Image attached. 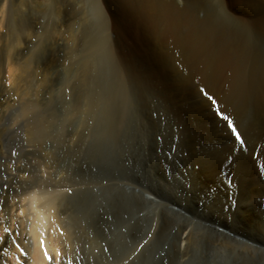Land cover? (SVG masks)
I'll return each mask as SVG.
<instances>
[{"label":"bare ground","instance_id":"obj_1","mask_svg":"<svg viewBox=\"0 0 264 264\" xmlns=\"http://www.w3.org/2000/svg\"><path fill=\"white\" fill-rule=\"evenodd\" d=\"M117 2L114 32L130 29L136 17L146 36L162 45L161 60L192 67L204 84L228 72L229 88L169 93L163 113L112 52L107 22L97 0H91L95 18L84 33L74 74L79 89L70 102L38 100L33 90L30 97L29 91L19 93L17 112L38 147L42 181L17 200L8 192L0 197V264H51L52 256L61 264H153L164 245H171L166 264H223L226 254L235 253L236 264H264V154L252 146L258 123L251 119L243 128L249 108L239 103L251 100L261 107L264 128V64L241 92L239 66L229 58L238 49H229L230 42L216 46L209 31L199 30L207 26L194 10L181 17L172 5L157 7L155 0H141L137 8H125L129 0ZM233 2L255 10L252 0ZM258 24L264 28V20ZM13 27L11 18L6 28ZM148 59L156 64L155 57ZM2 61L0 81L9 89L11 58ZM3 68L9 69L7 76ZM25 72L31 76L30 65ZM196 97L201 102L189 101ZM172 142L177 154H164ZM244 145L252 154H237ZM72 186L78 188L70 194ZM101 198L108 203L100 204ZM78 207L83 212L77 213ZM119 227L125 229L120 237ZM117 241L123 249L112 257Z\"/></svg>","mask_w":264,"mask_h":264},{"label":"rangeland","instance_id":"obj_2","mask_svg":"<svg viewBox=\"0 0 264 264\" xmlns=\"http://www.w3.org/2000/svg\"><path fill=\"white\" fill-rule=\"evenodd\" d=\"M129 1L130 6L125 5V8H137L141 2V0ZM252 1L255 5L253 6L254 11L245 8L243 3L237 4L233 0H155L157 7L172 5L179 11L181 17L188 11L194 10L197 21L207 26V28L200 26L199 30L209 31L212 42L216 46L230 42L229 49L233 47L238 49L235 56L230 54L229 58L239 66L238 72L241 77L239 85L243 89L241 92L248 89L264 64V28L258 24L260 20H264V0ZM97 4L101 13L100 18L107 22L105 35L110 46L113 47L112 52L121 59V63L123 62L122 64L139 86L153 96L152 103L163 113H168L170 98L166 95L169 93L195 95L201 93V90L208 85L218 89L223 88L226 91L229 88L228 75L230 73L228 72L204 84L197 78L192 67L179 68L168 57L161 60L160 56L164 53L162 45L146 36L145 28L140 25V19L136 17L131 18L130 29L120 33L114 32L112 19L114 15L119 16L120 14L117 9V0H97ZM11 18L14 20V27L12 31H9L7 28H9ZM94 18L91 0H4L3 3L0 0V57L4 55L2 60L7 59V61L11 58L9 62L10 64L12 62L13 78L10 82V90L3 87V82L0 81V197H5L8 192L9 196L13 195L17 200V194L21 195L23 190L36 186L42 181L38 147L28 135L29 124L17 112L19 93L29 91L28 97H30L33 90L35 92L33 97L38 100L53 98L57 104L65 102L68 104L71 93L79 89L78 76H75L80 69V64L77 62H80L82 57L84 33L92 27ZM1 46L4 47L1 48ZM5 56L8 58H4ZM150 56L156 58V64L149 61ZM2 60L0 58L1 62ZM27 65H30L31 76L25 72ZM210 68L211 65L208 69ZM4 70L7 76L9 69ZM72 75H74L73 78ZM22 77H25L24 82L17 81V78ZM74 83L77 84L73 86ZM189 101L201 102V99L196 97ZM179 102L184 103L185 101L179 98ZM239 103L249 108L243 128H247L251 119L252 122L258 123L259 128L253 132L252 146L256 154H264L261 107L256 108L251 100L249 103L247 101H239ZM167 116L170 115L167 114ZM172 120L174 121L173 117ZM173 142L176 143V140ZM173 142L172 147L169 146L164 154H177ZM245 147L246 145L242 146L241 150H244L237 154H249L250 151L252 154V149L245 150L247 149ZM47 151H51V147H48ZM144 153L145 150L141 152V154ZM103 173L105 175V172ZM115 176L123 178L129 177V174L117 173ZM107 184L108 180L105 182L103 180V185ZM78 187L72 186L67 189V192L71 194ZM72 199L76 200L73 197ZM73 200L71 203L75 204ZM99 203L106 205L108 200L101 198ZM76 210L77 213L83 212L79 207ZM122 229L119 227L116 236L122 235L120 231H125ZM198 229L201 227L198 226ZM227 235L250 244L248 240L234 237L236 235L229 232ZM115 245L116 250L111 254L112 257H118L123 249L119 241ZM160 248L154 258L156 262L154 261L153 264L167 263L171 245H164ZM236 257V253L226 254L223 257V264H236ZM60 259L57 261L52 256L51 264H61Z\"/></svg>","mask_w":264,"mask_h":264},{"label":"snow or ice","instance_id":"obj_3","mask_svg":"<svg viewBox=\"0 0 264 264\" xmlns=\"http://www.w3.org/2000/svg\"><path fill=\"white\" fill-rule=\"evenodd\" d=\"M201 91H204V90L202 89ZM205 95H207V93H205ZM208 98L210 100L212 99V97H210V96ZM223 118L228 121V127L231 129V131H232L233 135L236 137V139L238 141H240L241 144H243V140L241 139L239 132L237 131V129L233 125V122L227 116H224ZM45 255L47 256V252H45ZM48 258H49V260H51V257H48Z\"/></svg>","mask_w":264,"mask_h":264}]
</instances>
